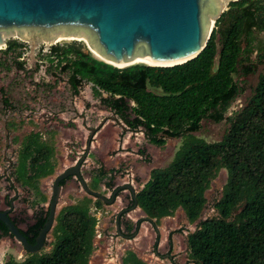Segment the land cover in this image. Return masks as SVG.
<instances>
[{
	"label": "trees",
	"instance_id": "trees-1",
	"mask_svg": "<svg viewBox=\"0 0 264 264\" xmlns=\"http://www.w3.org/2000/svg\"><path fill=\"white\" fill-rule=\"evenodd\" d=\"M262 33L264 0H239L229 2L215 20L203 51L181 65L136 64L119 69L75 45L53 46L45 55L49 68L67 76L73 96L79 94L83 82L91 84L92 97L121 123L122 137L141 133L149 145L157 148L164 147L168 139H181L171 162L151 170L146 184L134 198L131 196L129 208L118 215L120 238L135 239L141 225L148 223L155 233L152 253L160 257L159 226L180 209L187 223L195 224V229L185 236L187 264H264V46L256 43V35ZM22 46L11 41L0 50V70L7 68V60H12L18 71H24V63L18 61ZM252 54L256 64L262 65V72L245 105L226 117L240 94L235 76L253 72ZM0 95L3 108L16 112L3 89ZM204 120L228 123L220 141L208 143L194 135ZM13 127L7 123L6 129ZM138 154L144 156L145 152L139 150ZM52 155L53 150L41 141L40 134L25 135L13 167L15 180L38 187L37 181L53 171ZM146 160L149 163L147 156ZM222 170L226 181L221 197L213 205L215 215L200 220L206 205L205 193ZM108 175L103 169L98 172L100 180ZM106 186L111 187L110 183ZM37 194L41 195L39 191ZM39 197L47 203L43 195ZM90 198L93 201L85 199L81 204L65 206L55 216L50 231L53 241L44 244L49 251H43V247L37 254H26L22 261L9 257L4 264H88L98 226L90 204L95 209L105 206ZM134 203L143 217L134 224L122 221ZM42 210L33 224L21 230L31 245L47 218L48 208ZM10 219L19 227L20 221ZM182 232L177 229L168 233L170 259L172 237ZM2 238L12 236L0 223ZM120 264L145 263L129 250Z\"/></svg>",
	"mask_w": 264,
	"mask_h": 264
},
{
	"label": "rangeland",
	"instance_id": "rangeland-1",
	"mask_svg": "<svg viewBox=\"0 0 264 264\" xmlns=\"http://www.w3.org/2000/svg\"><path fill=\"white\" fill-rule=\"evenodd\" d=\"M229 2L231 1L227 3ZM227 3L222 9H226ZM63 38L69 40L57 41L56 39V41L29 44L16 37H7L4 39V46L0 47V50L6 49L7 43L11 41L23 44L18 50L21 53V59L18 61L24 63V71H18L12 60H7V68L0 70V89L5 91L10 103L16 109L14 112L3 108L0 95V211L9 210L8 203L11 202L10 216L20 221L21 230H26L28 225L34 223V217L40 210L43 209V212L47 210L54 179L66 169L75 166L85 155L91 130L99 129L91 140L89 154L82 165L81 175L92 192L106 198H110L115 189L126 185L131 186L137 193L148 181L150 171L166 167L181 144V139H168L164 147L157 148L149 145L140 133L126 134L122 137L121 123L117 122L112 113L92 97L89 83L83 82L79 94L73 96L67 83V76L49 68L45 55L51 47L75 45L93 58L100 61L101 59L88 50V45L83 39ZM256 43L264 46V33L256 35ZM8 56L12 57L10 54ZM251 60H255V54L251 55ZM262 68V65L254 61L251 74L235 76L240 94L231 104L226 117H231L245 105L252 95ZM7 123L14 125L9 131L6 129ZM228 126L226 121L214 124L204 120L199 132L194 135L208 143H215L220 141ZM30 133L40 134L41 141L53 150L50 160L53 171L37 181L38 187L24 186L22 182L15 180L13 174V167L17 165L20 142ZM122 144H124L123 149ZM139 150L145 152L149 163L146 162L145 155L138 154ZM106 153L115 160L118 159L116 157L125 158L114 163L106 159ZM100 159L105 165L104 168L102 167L103 171L109 173L111 178L107 176L100 180L98 176L101 169L99 168ZM225 181L226 172L222 170L205 193L206 205L200 220L215 215L213 205L221 197ZM108 183L111 185L109 188L106 186ZM37 191L41 195L37 194ZM42 195L47 199L45 204L40 201L39 196ZM131 196L130 191L124 190L111 206L105 205L95 209L93 204H90V213L99 220L96 227L98 236L94 239V250L88 264H120L124 252L132 248L135 243L139 247L138 253L141 254V260L145 264H187L185 236L187 232L195 229V224L189 225L180 209L176 211L171 222L167 225L162 222L160 224L162 240L166 238L167 226L169 232L183 230L181 234L174 235L178 243L176 245L178 253L171 257V259L176 257L173 261L166 257L168 255L166 244L158 250L160 257L152 253L151 246L155 241L153 232L149 235L147 230L143 229L141 234L139 232L140 239L137 238L136 241L118 237L115 229L118 215L129 208ZM85 199L93 201L81 190L76 178L68 180L61 187L56 215L65 206L81 204ZM142 217L140 210H130L122 221L134 224ZM52 241L53 236L49 233L46 243L50 244ZM115 244L117 247L114 246ZM43 251H49V247H44ZM9 257L22 261L26 253L15 240L2 238L0 239V264H4Z\"/></svg>",
	"mask_w": 264,
	"mask_h": 264
},
{
	"label": "water",
	"instance_id": "water-1",
	"mask_svg": "<svg viewBox=\"0 0 264 264\" xmlns=\"http://www.w3.org/2000/svg\"><path fill=\"white\" fill-rule=\"evenodd\" d=\"M228 1L239 0H0V47L7 37L29 44L73 37L83 39L90 52L103 58L101 61L124 65L116 67L119 69L136 65L132 63L138 60H146L150 63L147 66L173 67L203 51ZM96 133V129L91 130L86 153L76 165L54 179L47 218L33 245L12 223V203L9 210L0 211V223L26 254H37L44 247L54 225L62 181L76 178L86 195L106 206L113 205L124 190L134 198L129 185L115 189L106 198L92 192L82 178L81 168ZM135 208L136 203L131 211ZM115 229L121 237L118 223Z\"/></svg>",
	"mask_w": 264,
	"mask_h": 264
},
{
	"label": "crops",
	"instance_id": "crops-1",
	"mask_svg": "<svg viewBox=\"0 0 264 264\" xmlns=\"http://www.w3.org/2000/svg\"><path fill=\"white\" fill-rule=\"evenodd\" d=\"M122 149L124 148V144H122V147H121ZM123 156V155H122ZM116 158H118V159H113V158H111V157H109L108 155H107V153H106V159H110L111 161H113L114 163H117V161L118 160H120V161H122L123 159L122 158H125V157H116ZM119 162V161H118ZM99 163H101L100 164V166H99V168H101L102 169V167L104 168V163L101 161V159L99 160ZM136 165V164H135ZM149 175H150V173H149ZM108 176H110V175H108ZM149 180V179H148ZM86 181V180H85ZM146 184V183H145ZM175 216V215H174ZM171 219L172 218H165L163 221H162V223H164V224H166L167 225V223L168 222H171ZM145 226H147L149 229H147ZM169 227L167 226V228H166V238H165V240H162V236L160 235V243H159V248L160 247H162L163 245H165L166 244V246H168V243H167V236H168V233H169V231H167V229H168ZM143 229H146L147 230V232L149 233V235L151 234V232H153L154 233V231L152 230V228L150 227V225L148 224V223H144V224H142L141 225V229H140V234L143 232ZM160 229H161V226H160V228H159V233H160ZM171 231V230H170ZM140 234H139V236H137L135 239H134V241H136L137 240V238L138 239H140L139 237H140ZM154 235H155V233H154ZM151 237V236H150ZM175 241H176V244H175ZM163 242V243H162ZM178 243H177V240H175V237L173 236L172 237V249H171V252H170V257H172V256H174V255H176L178 252H177V250H176V245H177ZM114 246H116L117 247V244H115ZM152 247V246H151ZM138 246H137V244L135 243L134 245H132V248H130V249H127L126 251H132L139 259H141V254H139L138 253ZM159 248H158V250H159ZM169 247H168V250H167V252H169ZM125 251V252H126ZM144 251V250H143ZM125 252H124V254H125ZM141 253H143L142 251H141ZM187 254V253H186ZM124 256V255H123ZM166 257H168L167 255H166ZM174 259H176V257H173V259H172V261L174 260Z\"/></svg>",
	"mask_w": 264,
	"mask_h": 264
},
{
	"label": "bare ground",
	"instance_id": "bare-ground-1",
	"mask_svg": "<svg viewBox=\"0 0 264 264\" xmlns=\"http://www.w3.org/2000/svg\"><path fill=\"white\" fill-rule=\"evenodd\" d=\"M57 41H62V40H69L68 38H63V37H60V38H56ZM91 53H93L97 58L103 60V58H101L100 56H98L96 53H94L93 51H91ZM110 63L111 65H114L115 67H123L124 65H117L115 63H112V62H108ZM132 64H143V65H150L149 62H147L146 60H138V61H135L133 62Z\"/></svg>",
	"mask_w": 264,
	"mask_h": 264
},
{
	"label": "built area",
	"instance_id": "built-area-1",
	"mask_svg": "<svg viewBox=\"0 0 264 264\" xmlns=\"http://www.w3.org/2000/svg\"><path fill=\"white\" fill-rule=\"evenodd\" d=\"M141 134V133H140ZM96 217V216H95ZM97 218V217H96ZM97 220H99L98 218H97ZM96 236H98V230H96Z\"/></svg>",
	"mask_w": 264,
	"mask_h": 264
},
{
	"label": "flooded vegetation",
	"instance_id": "flooded-vegetation-1",
	"mask_svg": "<svg viewBox=\"0 0 264 264\" xmlns=\"http://www.w3.org/2000/svg\"><path fill=\"white\" fill-rule=\"evenodd\" d=\"M11 212V211H10Z\"/></svg>",
	"mask_w": 264,
	"mask_h": 264
}]
</instances>
